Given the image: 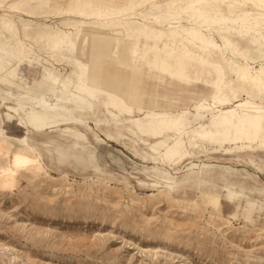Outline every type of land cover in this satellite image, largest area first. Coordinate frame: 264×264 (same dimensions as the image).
I'll list each match as a JSON object with an SVG mask.
<instances>
[{
    "label": "rangeland",
    "instance_id": "374dc122",
    "mask_svg": "<svg viewBox=\"0 0 264 264\" xmlns=\"http://www.w3.org/2000/svg\"><path fill=\"white\" fill-rule=\"evenodd\" d=\"M159 3L140 6L118 19L142 21L140 13ZM116 5L105 0H0V15L14 20L22 41L35 46L40 59L56 54L52 63L63 72L62 78L80 64L91 65L100 77L97 82L107 84L97 86L109 94L102 98L110 112H98V98H89L93 109L81 119L68 105L66 118L49 113L33 127L28 108L15 106L20 115L10 121L4 93H29L53 104L61 92L49 82L40 86L46 71L39 62L13 58L15 44L0 47V131L8 137H0L6 142L0 171L8 153L12 159L26 148L21 140L35 149L39 161L18 176L16 187L0 189V264H264V154L246 151L264 146V138L247 136L244 122L254 111L248 106L240 110L231 120L237 125L227 130L213 126V116L219 122L216 111L188 124L197 115L198 103L213 95L215 71L187 61L190 82L185 83L161 71L150 52L144 68L134 58L132 63L124 60L126 46L120 37L93 25L110 18L91 16L92 11ZM67 32L76 34L74 55L61 44ZM0 35L13 38L1 24ZM140 40L133 39L137 45ZM141 43L142 49L152 44L144 39ZM175 57L178 67L182 55ZM260 65L264 63L252 68ZM14 67L20 80L10 83L4 75ZM139 69L144 71L139 81L142 97L158 99L156 108L120 113L109 99V89L117 83L131 87ZM173 103L177 108L171 107ZM186 109L192 115L181 132L139 129L143 126L139 121L148 114L175 116ZM76 118L84 123H76ZM24 122L33 131L21 128ZM201 130L223 140L203 139L197 134ZM178 144L184 145L186 157L176 163L165 154ZM202 195L219 196L220 211L205 206Z\"/></svg>",
    "mask_w": 264,
    "mask_h": 264
},
{
    "label": "bare ground",
    "instance_id": "6f19581e",
    "mask_svg": "<svg viewBox=\"0 0 264 264\" xmlns=\"http://www.w3.org/2000/svg\"><path fill=\"white\" fill-rule=\"evenodd\" d=\"M105 1L115 2L117 4L115 9L113 7H110L107 11L97 9L92 11L91 16L97 19L110 18V20L102 23H93V25L101 31H111L115 36L120 37V43L126 46L125 58L133 59L134 57L131 56L132 51H135L137 55L139 53V46L133 39H144L152 42V44H146V46H144L143 50L145 51L165 50L167 54L177 56L184 55L187 58L195 59L203 64L214 67L218 73L217 81L226 83L230 89L232 82L238 79L241 84H247L250 90L253 89L252 81L254 79L258 81L261 69L264 68V65H260L258 69H253L252 66L253 64H262V62H264V19L261 18V10L258 7H237L231 9L230 14H228L229 10H223L225 15L221 17L217 15V9L213 5L224 2L233 4H258L259 0ZM154 2L160 3L151 6L146 12H141L140 18L142 21L139 20L140 22L137 20L120 21L118 19L140 6H145ZM87 4H89L88 1ZM0 18L3 31L13 36L11 40H7L0 35V47L6 48L15 44L17 48L14 47L11 49L13 58L18 59L20 62H23L24 58H28L30 62L34 60L39 62L47 73H51L55 80L59 81V84L51 81L48 82L57 87L61 92L60 97H56V103L53 104L52 102L50 103L46 97L40 96L33 99L29 93L20 96L11 92L4 93L2 101L6 104V111L8 112L6 115L7 118H9L10 121H14L16 115H20L19 110L15 106L22 109L28 108V114H35L37 120L49 115V113H57L59 116L66 118L68 111L66 106L68 105L74 106L76 112L79 114V119L84 118V115L87 114L88 111L91 112L93 108L88 100L90 97L87 96L83 89L77 90L75 87H70L65 90L64 87L66 81L70 83L79 81V69L80 66L84 65L80 64L78 67L79 69H73L68 76L62 78L63 72L55 68V65L52 63V61H57L55 53L49 54L50 60L40 59L36 53V47L27 45L22 41L14 20L7 15H0ZM9 25H11L14 31L8 30ZM75 35L74 32H67L65 33L64 42H61V44L65 43L69 47V51L73 55L78 52L77 46L73 44ZM77 40H82V37L79 35ZM57 46L58 44H56V47ZM226 52H229V56H227ZM139 63H143L141 59H139ZM84 67L87 68L86 66ZM181 70L182 67L179 72ZM92 74L95 78H100L99 75L93 72ZM245 75L248 77L247 80L242 79ZM4 77L10 78L14 82L20 80L17 77L15 67L7 69ZM21 81L23 82V80ZM98 82L101 83V87H107L105 81L99 79ZM130 85L131 87H124L119 86L117 83V87L113 86L109 89L113 104L126 105L127 108L132 107L137 88L132 83H130ZM214 93L215 89L213 91V94ZM77 94L87 99H83L77 96ZM139 96L143 98L140 87ZM259 96L260 92L257 84L254 88V94L252 91H245L231 103L217 104L215 111L219 114V122H216L215 125L227 130L233 125H237V122L233 123L231 120L237 119L236 115L240 110L246 108V106L253 110V106H255L257 110H253V118H249L244 122L248 127L257 128L256 125H258L261 118V113L258 111L261 103ZM244 97L247 98V102L241 101ZM97 98L99 99V97ZM148 98L150 101L154 100L151 95H149ZM81 99L86 102L81 103ZM27 104L31 106L27 107ZM199 104L200 103H198V105ZM159 108L162 109L163 107L161 106ZM212 112H214L213 109L208 105L202 107L197 115H192V113L186 109L180 112L186 114L184 123L180 125L166 120L164 116L149 114L142 120L143 126H141V129L146 133L160 134L178 127H185L187 125V117L190 115H192L193 121H201L203 119V116L201 117L203 113L212 114ZM79 119H75L76 123L83 124L84 122ZM189 121L190 120H188V122ZM31 130L33 129L31 128ZM197 134L202 137L201 131ZM0 137L5 136L0 134ZM214 137L215 141L223 140L222 136L214 135ZM212 140L213 139H209V141ZM5 143V140L0 141V149L2 150L0 152V157L3 156V151L6 150ZM20 143L26 148L16 152L12 159H9L10 154L8 153L5 157L7 158V165L0 171V189L3 191L16 187L18 176L21 175L24 170L31 168L17 169L15 167L14 160L18 153L26 155L29 159L33 157L37 158L35 149L27 143V140H21ZM164 144L165 142H161V146ZM156 148L155 150L159 149V147ZM247 149L249 151H257V148L253 146ZM165 156H169L173 158L175 162L177 161L176 163H179L186 157L184 145L178 144L174 148L168 150ZM201 197L204 200L205 206H213L217 211H220V198L218 196L202 195ZM213 200L215 203H212Z\"/></svg>",
    "mask_w": 264,
    "mask_h": 264
},
{
    "label": "snow or ice",
    "instance_id": "6c2138e0",
    "mask_svg": "<svg viewBox=\"0 0 264 264\" xmlns=\"http://www.w3.org/2000/svg\"><path fill=\"white\" fill-rule=\"evenodd\" d=\"M213 6L216 7L217 9V15L221 17L225 15V12L223 10H229L228 14H230V10L237 8V7H240V8L258 7L261 10L260 12L261 18L264 19V0H259L258 4H249V3L233 4V3L224 2V3L214 4ZM8 30L14 31L11 25L8 26ZM136 55L137 53L135 51L131 52L132 57H135ZM79 76H80V79L78 82L70 83L66 81L64 85L65 90H67L70 87H75L77 90L83 89L86 92L87 96L90 97L92 100L97 99L98 96H108L109 95L107 92H104L97 86V80L92 74L91 65H89L87 68H85L84 66H80ZM242 79L247 80L248 77L245 75ZM48 81L59 84V81L55 80L54 76L51 73L46 72L44 76V80L39 82L40 86L42 87L45 84V82H48ZM257 84L259 86V92H260L259 99L261 101L258 111L261 113V118L259 120L258 125H256V127L261 137L264 138V68L261 69L258 81L255 79L252 81V85H253L252 90L248 88L247 84H241L239 79L237 81L232 82L231 89L226 83H222L220 81H217L216 83H214L212 87L215 89V93L211 95L209 98L203 99L200 102L197 108V114H199L200 109L204 107L205 105H208L209 107L213 109V111H215L217 104L231 103L245 91H252L254 94V88ZM111 98L112 97L109 96V99ZM80 102L85 103L86 101L81 99ZM152 103H158V99L154 101H149L144 98H138L137 104L134 106L144 107L145 105L150 106ZM124 108L125 110H127L126 105L124 106ZM253 110L254 111L257 110L255 106H253ZM185 115L186 114L180 113V114L173 116L170 113L165 112L164 118L176 125H180L184 123ZM28 119H29V122L33 125V127L39 126L35 114H28ZM215 122H216V117L213 116V126H215ZM201 135H202V138L204 139L214 140L215 138L214 134L204 132L203 130H201ZM38 163H39L38 158L33 157L32 159H29L26 155L22 153H18L14 160V165L17 169L32 167V166L37 165ZM212 203H215V201L213 200Z\"/></svg>",
    "mask_w": 264,
    "mask_h": 264
},
{
    "label": "crops",
    "instance_id": "0c3cea01",
    "mask_svg": "<svg viewBox=\"0 0 264 264\" xmlns=\"http://www.w3.org/2000/svg\"><path fill=\"white\" fill-rule=\"evenodd\" d=\"M103 20H107V18H104ZM141 42H142V39L140 40V45H138L139 46V49H140L139 50V53L132 60L133 62H135V64L139 65L140 68H144L143 66H147V60L150 59V58L147 57V53L150 52V54L152 55L151 57H153L152 58L153 59L152 62L155 63L157 66H159V68H160L161 71L169 74L172 78L177 79L180 82H185V83L188 82L189 83L190 82L189 81V78L186 77V75H185V71H186L185 67H186V62L187 61H193L195 63H198V64L202 65V66H209V65L203 64V63H201V62H199V61H197L195 59L187 58L184 55H182V57L180 58L181 64L178 66V67L181 66L182 67V70L180 72L179 71L176 72V68H178V67H176L175 61H178V60L175 59L176 58L175 55L167 54L165 50H160V51L147 50L145 52V50L142 49V43ZM143 48H144V45H143ZM124 55H125V51H124V53L122 55V58L124 60H126L127 58H125ZM139 59H141V62H143L141 65L138 62ZM177 59H178V57H177ZM128 60L131 62V59H128ZM253 65H255V64H253ZM108 66L110 67L111 64H109ZM120 66H123V65L121 64V65H119V67ZM209 67H212V66H209ZM212 68L215 71V73L217 75V79H218V73H217L216 69L214 67H212ZM172 70H173V72H171ZM143 74H144L143 69H139V74H138L139 77H136L135 80L130 81V83L134 84L136 86V88H137L136 95H135V98L133 100L134 102L132 104V107L131 108H127V110H125L124 106H122L120 104L119 105L114 104L116 106H113V107L115 109H117L120 113H124V114H127L128 113V114L132 115L135 112H142L145 109H147V111L151 112V111H153L154 108H156L155 103H152L150 106L149 105H145L144 107L134 106V105L137 104V99L140 98V96H139V81L141 79L140 77ZM106 75L104 74L103 76H106ZM180 75H181V77H180ZM107 76H110V75H107ZM6 81L12 83L13 80H11L10 78H8V79H6ZM99 84H100V82H97V85H99ZM28 89H29V87H28ZM98 97H99V99H98V106L96 108L98 109V112H102L103 110H106V104L107 103H106L105 100H103V98H102L103 96H98ZM147 97H149V95H147ZM111 100H112V98H111ZM147 100L150 101V99H148V98H147ZM176 105H177L176 103H173V105L171 107L177 108ZM5 109H6V106H5ZM106 111L109 112L108 110H106ZM88 113H89V111L87 112V116L89 115ZM140 121H139V123H142V120H140ZM190 121H193V120H190ZM190 121L188 122V124L191 123ZM193 122H197V121H193ZM20 126H21V128L26 129V130H28L30 132L33 131V130H31V128L29 126V123L24 122V125H21L20 124ZM137 127H139V126H137ZM185 127H187V125ZM185 127H183V128H179L178 127L176 129L168 130V133L167 134H169V132H181ZM154 128H156V127H154ZM248 128H249V132L247 133V136L253 137V138H254V136H259V132H258V129L257 128H253V127H248ZM139 129L142 131L141 126L139 127ZM250 133H252V134L249 135ZM0 134L1 135H4V132L1 130L0 131ZM5 137H6V139L8 138L7 136H5ZM168 138H170V137H168ZM246 151H249V150L246 149ZM249 153L252 154V155L255 154V155H257L259 157L260 155L264 154V146H259V147H257V151H249ZM261 169H263V171H264V166L261 167ZM262 174L264 175V173H262ZM230 194L233 196V193H230ZM220 205H221V199H219V207H220Z\"/></svg>",
    "mask_w": 264,
    "mask_h": 264
}]
</instances>
